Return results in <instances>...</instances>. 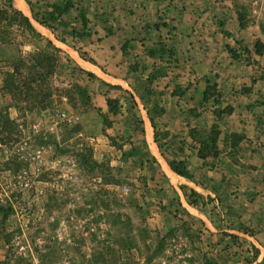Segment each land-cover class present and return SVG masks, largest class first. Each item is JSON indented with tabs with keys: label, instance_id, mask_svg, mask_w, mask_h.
Returning <instances> with one entry per match:
<instances>
[{
	"label": "rangeland",
	"instance_id": "374dc122",
	"mask_svg": "<svg viewBox=\"0 0 264 264\" xmlns=\"http://www.w3.org/2000/svg\"><path fill=\"white\" fill-rule=\"evenodd\" d=\"M5 1L0 0V6ZM30 1L28 13L22 12L62 48L53 51L19 24L1 28L0 264H249L253 252L249 241L260 243L251 236L253 230L239 223L231 227L211 208L202 207L204 216L201 208L196 211L182 203L181 193L171 188L161 157L171 161L178 148H185V140L173 134L164 142L157 131L160 147L154 151L146 124L144 137L139 123L148 116L138 94L148 87L162 91L160 103L163 95L180 96L183 103L191 100L193 107L183 119L195 118L204 102L193 89L199 76L193 43L204 44H198L202 54L205 45L215 52V36L248 59L244 48L250 46L251 62H259L255 59L259 56L263 73L264 0H157L156 17L148 14L150 0H120L123 5L118 0L82 1L89 5V16L100 13L97 24H106L101 32L106 36L115 33L110 23L119 10L138 17L137 36L126 41L124 53L113 46L105 49L95 36L78 41L68 34L70 26L48 21L55 28L52 36L32 11L47 20L45 11L54 0ZM77 13L72 10L65 17L73 19ZM93 26L89 20L88 29ZM127 26L122 33H134ZM90 44L89 50L84 48ZM260 46L262 53L257 54ZM154 50L158 54L150 55ZM88 58L105 75L99 68L91 72ZM132 65L139 70L132 71ZM152 71L156 77L148 84ZM198 88L216 93L212 83ZM108 97L120 99L117 115L108 112ZM262 101L264 93L256 100ZM98 108L111 120L109 127ZM159 124L156 119L155 127ZM205 129L194 133L197 147ZM207 162L220 166L218 158Z\"/></svg>",
	"mask_w": 264,
	"mask_h": 264
},
{
	"label": "crops",
	"instance_id": "0c3cea01",
	"mask_svg": "<svg viewBox=\"0 0 264 264\" xmlns=\"http://www.w3.org/2000/svg\"><path fill=\"white\" fill-rule=\"evenodd\" d=\"M75 1L78 2L76 6L83 4V9L88 10V3L87 7H85L82 2H86V0ZM124 1L125 0H123V2ZM117 3L123 5L120 0H118ZM149 4L152 9H148V14L152 17V15H154L153 11H157L160 3L157 0H150ZM120 12L121 10H119L118 17L113 18L110 23L111 29L115 32V35L113 34L111 36H106L101 33L105 30L104 27L106 28V24H102L104 27L97 24L99 20L98 14L100 13H96L97 15L95 16H92V13H90L89 16L88 11L86 13L89 20H93L94 22V26L90 29V38L92 39L95 36L99 44L105 49L108 48L111 50L112 46L120 48L126 40L137 36L135 30L139 22L138 17H130L131 15L126 13V11H123V13ZM132 15L134 16V14ZM153 17L156 16L154 15ZM130 18L132 22L128 21ZM146 22L150 23V19L146 20ZM144 23L145 21H142V24ZM127 25H130L134 33H122L127 30ZM49 31L51 32V30ZM51 34L53 36L52 32ZM49 39L52 41L51 38ZM53 39L55 42L58 41L55 38ZM215 40L216 41L212 42L215 44V52L213 51V46L207 48L205 45L204 49L207 51H204L203 54L201 53L202 48L200 49V47H203L204 44L198 42L200 46L198 47V44L193 43L196 49L194 51L195 58L193 60L194 68L197 70L196 74L199 75L193 89H196L198 94L201 93L202 95L204 89L201 91L198 85L215 84L216 95L218 97L217 103H215L214 97L204 101V108L200 110L195 118L189 117L187 121L183 118L186 116L188 108L190 109L193 107L192 101H184L183 103L182 97L180 96L171 95V98H169L167 95H163L161 104L166 112L158 118L160 120V128L156 126L155 130L161 132V141H167L173 134H178L176 137L177 139L185 140V143H183L185 144V148L183 150L181 147L178 148L177 155H173L174 157L171 160L183 161L186 168L192 174V178L187 179L177 174L178 182L180 183L175 184L171 180L170 182L168 179L169 177L167 178L166 176L171 188L181 193V202L187 204L179 188L180 185H183L186 191L193 189L200 195L199 205L193 206L192 209L194 208L196 211L202 210V213L206 216V210L204 209L211 208L217 216H221V218L223 216L231 227H235V224L239 223L253 230L254 232L251 236H256L260 243L258 241L256 243L249 241L258 248L257 258L249 264H264L262 263L264 261V141L263 143L259 141V139L264 140V113H261L262 108H264V101L259 103L256 102L260 95L264 93V72L260 73L259 70V63L262 64V61L259 60V56H255V59L259 62H256V64L251 62V56L254 57V54H252L253 51L250 46H245L249 50V59L242 52L244 61L233 60L228 54L226 43H221L223 38L219 39L215 36ZM56 44L55 46L62 48L58 43ZM90 46L92 45H85L84 48L89 50ZM229 46L233 47V45ZM114 53L117 55L118 50ZM200 54H202V57H200ZM89 63L91 72H95L93 68H99L103 74L99 73L105 75L103 69L97 62L96 64ZM212 72L214 73L213 75ZM198 81L200 82L199 84ZM243 87H245V89ZM219 101L224 105H231L233 111L229 115H224L219 121L221 133L218 138V148L220 151H223H221L218 156V159H220V166L214 165L212 168H208L202 164V159L196 154V134L194 133H196L198 129H205L211 126L214 121L213 110L217 106H220ZM186 103L189 104L186 105ZM145 119L146 122H144V118H142L144 137L146 124L148 139L154 150L155 147L157 148L159 146H157V143L154 141V129L150 121L147 117ZM231 132L243 134V139L240 141L237 148L230 153V155L233 156L229 155L232 148L229 145L228 138H226V135ZM170 140L172 142V139ZM146 143L148 144L147 140ZM176 143L178 146L181 145L179 141ZM220 145H222L221 148ZM233 158L236 159V162L232 160ZM252 166H255V168H252ZM189 207H191V205ZM198 207L201 208V210H198ZM261 254H263V258L259 259Z\"/></svg>",
	"mask_w": 264,
	"mask_h": 264
},
{
	"label": "trees",
	"instance_id": "16d2710c",
	"mask_svg": "<svg viewBox=\"0 0 264 264\" xmlns=\"http://www.w3.org/2000/svg\"><path fill=\"white\" fill-rule=\"evenodd\" d=\"M25 2L28 5L31 4L30 0H25ZM72 10H76L78 12L77 16L73 19H66L65 16L68 15V13ZM45 12L47 15V20L40 19L33 11H32V17L35 19V21H37L39 24L43 25L44 27L48 28L49 30H51L53 33H54L55 28L52 26V24L53 25L56 24V25L62 26L64 28H67L68 26H70V31L68 32V34L71 37L77 39L78 41H81L82 39H86V38L91 36V31L87 27V25L89 23V18L86 15L87 10H85L83 8H78V6H76L75 0H54V1H51L48 5L47 11H45ZM70 20H73L74 24L76 26L72 25ZM48 21L52 22V24L47 23ZM14 24H19L28 33H30L33 36H36L40 39H44L46 41L47 45H50L52 47L53 51H56V52L61 51L60 48L56 47L50 39L45 38L39 31L36 30V28L32 24L30 17L28 15L24 14L22 12V10L16 8V6L13 3V0H6L4 2V4H2L0 6V34L2 32L1 28L13 26ZM239 24L241 27H243V25H244V23L242 21H239ZM71 26H73V27H71ZM1 39H2V35H0V42H1ZM58 39L63 43H65V41H66L65 39H63L61 37ZM126 41H128V40H126ZM125 43L126 42H124L120 47L122 53H124L126 51ZM226 48H227L228 54L230 55V57L233 60L238 61V60L243 59L242 52L238 51L236 48L230 47L229 45H226ZM262 48L263 47H261V46L256 48L255 52L257 54H261ZM244 52H246V54H249L248 53L249 50L247 49V47L244 48ZM156 53L158 54V51L156 52L154 50V51H151L150 55L154 56ZM81 57H83V56H81ZM83 59H86V58L83 57ZM87 60L93 64H96V61L92 58H88ZM130 68L134 72L135 71L137 72L139 70L138 65H132ZM157 71H158V69L156 70V72ZM160 72H163V71H160ZM8 74L9 73L7 72L6 73V80L7 79L9 80V78H10ZM88 74H89V76H93L92 73H88ZM7 75H8V77H7ZM155 77H156L155 72L152 71L151 73H149V76L146 80L147 83L151 84ZM11 85H12L11 81H8V86H11ZM110 86L119 87V85H110ZM162 94H163L162 91L157 92V91H155L151 88H148V87H145L143 89V92L138 94L140 100L143 102V104L146 107L145 109H146L148 119L150 121L151 126L154 129V141L156 143H158V138H157L158 134H157V131L155 130V120L160 118L166 112L163 105L158 101V97ZM151 96H153V97H151ZM212 97L215 98V103H217L216 101H218L217 100L218 97H217L216 93H211L207 88L203 90L202 98H201V100L203 102L206 100H209ZM105 102H106L107 110L110 114L117 115L119 113L120 108L122 106V103L118 97H108V98H106ZM97 110L100 113V115L102 116L104 126L109 127L111 125V120L107 117L106 114L102 113L101 109L98 108ZM232 111H233V107L231 105H228V104L224 105V104H222V102H220V106H217L213 110V118H214L213 123L211 124V126L207 130L205 138L202 141H199V146L196 147L197 148L196 149L197 156L200 159H202V161H203L202 164L208 168H212L214 166V162L208 163L207 158L210 157L212 159H217L219 156L218 138H219V135L221 133V130L219 127V121L222 119V117L224 115L231 114ZM139 123L142 124L141 119H139ZM107 136L110 140L113 139V137H111L110 135H107ZM226 138H228V141L230 143L229 145L232 148L231 150L234 151L237 148L240 141L243 139V134L231 132L228 135H226ZM233 161L236 162V160H233ZM168 165L178 175L183 176L187 179L192 178V174L186 168L183 161L173 159V160L168 162ZM252 168H255V166H252ZM179 188L181 189L182 194L185 198V201H187L188 204H190L191 206H198L199 205L200 195L195 190L190 189L189 192H187L185 189V186H183V185H180ZM178 200H180L179 197H178ZM248 232H250V231H248ZM230 236L232 238H235L234 235H230ZM7 240H8V238H7ZM249 244H250V248L253 249L252 258H251V260H248V262L251 263L253 260H255L257 258L258 248H256L250 242H249Z\"/></svg>",
	"mask_w": 264,
	"mask_h": 264
},
{
	"label": "bare ground",
	"instance_id": "6f19581e",
	"mask_svg": "<svg viewBox=\"0 0 264 264\" xmlns=\"http://www.w3.org/2000/svg\"><path fill=\"white\" fill-rule=\"evenodd\" d=\"M15 3H16V6L22 10L23 12L25 13H28V6H27V3L25 2V0H15ZM41 26V25H40ZM42 27V26H41ZM75 53V52H74ZM93 67V66H92ZM97 70V69H96ZM149 129H150V126H149ZM150 131V130H149ZM150 137H151V134H150ZM157 148L155 147L154 148V151L156 150ZM162 161L165 163V167L169 173V176L171 178V181L175 184L178 183V175L177 173H175L171 168L170 166L168 165V163L166 162V160L161 157ZM180 179V178H179Z\"/></svg>",
	"mask_w": 264,
	"mask_h": 264
},
{
	"label": "built area",
	"instance_id": "2783aa9c",
	"mask_svg": "<svg viewBox=\"0 0 264 264\" xmlns=\"http://www.w3.org/2000/svg\"><path fill=\"white\" fill-rule=\"evenodd\" d=\"M222 219H223V216H222Z\"/></svg>",
	"mask_w": 264,
	"mask_h": 264
}]
</instances>
